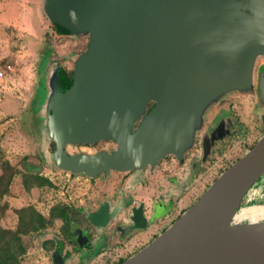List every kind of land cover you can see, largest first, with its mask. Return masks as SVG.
I'll return each mask as SVG.
<instances>
[{"label":"water","instance_id":"95a60500","mask_svg":"<svg viewBox=\"0 0 264 264\" xmlns=\"http://www.w3.org/2000/svg\"><path fill=\"white\" fill-rule=\"evenodd\" d=\"M38 2L56 37H88L69 83L55 56L37 67L32 127L44 161L59 171L89 179L132 173L125 185L132 189L159 161H182L206 113L227 96L254 91L264 104V0ZM219 117L203 139V158L229 135L230 125ZM99 142L115 148L66 151ZM121 206L104 202L86 218L105 228ZM252 207H264V133L173 223L120 264H264V216L237 217ZM129 218L132 229L146 227L142 204ZM76 233L82 246L85 236ZM57 244L52 262L64 264Z\"/></svg>","mask_w":264,"mask_h":264},{"label":"rangeland","instance_id":"374dc122","mask_svg":"<svg viewBox=\"0 0 264 264\" xmlns=\"http://www.w3.org/2000/svg\"><path fill=\"white\" fill-rule=\"evenodd\" d=\"M38 3V0H0V67L10 64L13 69L0 79V150L2 158L19 172L12 180L9 195L1 201L7 208L0 217V227L15 231L20 220L18 211L24 209L27 210L25 215H30V210H33L45 220H50L44 228L20 235L19 264H53L51 255L55 243L59 241L64 243V251H70L68 238L72 229L86 224V215L117 189V182L123 175L113 174L108 178L88 180L84 176L59 171L43 159L40 138L32 127L35 123L32 107L39 87L37 67L41 61L43 65L47 57L55 56L65 71H71L76 57L87 47L88 37H56L40 16ZM46 49L50 54L43 57ZM260 64L259 60L255 65V78ZM256 103L254 91L249 94H231L206 113L207 124L200 133L207 131L213 118L225 112L236 122L232 136L220 147L218 157L223 155L226 158L224 162L232 163L240 158L244 154V147L252 146L264 133V124L260 119V116H264V110L257 109ZM114 148L111 143L100 142L91 146H69L66 151L69 154H93ZM49 149L54 150L52 143ZM26 166H30L32 171L40 168L39 176L46 178L50 184H30L26 187L23 183ZM172 172L168 164L162 163L157 169V176L150 182H160L162 176ZM164 188L160 187L157 191ZM53 208L65 210L66 218H50ZM258 212L261 209L256 211L252 207L243 210L237 217L243 218ZM76 259L77 256L71 253L66 263L77 264ZM104 260L95 257L87 264H102Z\"/></svg>","mask_w":264,"mask_h":264},{"label":"flooded vegetation","instance_id":"af4514ba","mask_svg":"<svg viewBox=\"0 0 264 264\" xmlns=\"http://www.w3.org/2000/svg\"><path fill=\"white\" fill-rule=\"evenodd\" d=\"M67 72L71 73L73 69L71 71L67 70ZM263 106L264 104L257 97L255 107L264 110ZM222 116L227 122L226 124L230 125L229 135L214 143L205 158H203V139L216 128L220 118L219 115L213 118V122L208 126L207 131L198 133L199 138L184 153L182 161H178L173 156H168L165 160L159 161L151 174H148L146 170L144 171V182L138 183L132 189L125 187L132 173L121 175L117 182V189L108 194V198L100 202L96 209L92 211L95 212L104 202H109L112 208L122 205L108 226L105 228L94 227L86 218V224L84 226H75L70 232L71 236L68 238V242L71 245V250L64 251V243L59 241L55 243V248L52 253L58 249L57 243H60L61 249L59 251L64 259V264H67L66 259L71 253L77 256V264H87L95 257L105 259L102 264H120L156 238L188 209L222 172L239 159L230 163L224 162L226 158L223 155L218 157L222 143L232 136L236 127L235 120L228 112L223 113ZM260 119L264 124V116H260ZM205 123L207 124V122ZM105 143H111L115 146L112 142ZM255 143L250 147H244V153L251 149ZM106 152L110 153L111 150ZM162 163L168 164L171 172H173L170 175L162 176L160 182L153 180V184L150 182L151 178L157 176V169ZM113 174L119 175V173L111 172L106 177H111ZM106 177L101 174L93 179L84 178L95 180ZM160 187L165 188L158 192L157 190ZM138 191L145 192V194L149 195L147 201L135 199V197L139 196ZM141 204L143 205V216L147 219L146 227L144 229H132L135 225L129 218L131 209L137 208ZM161 212H163L162 216H160ZM168 221L169 223L165 225ZM77 230L85 236L82 246L78 242Z\"/></svg>","mask_w":264,"mask_h":264},{"label":"trees","instance_id":"16d2710c","mask_svg":"<svg viewBox=\"0 0 264 264\" xmlns=\"http://www.w3.org/2000/svg\"><path fill=\"white\" fill-rule=\"evenodd\" d=\"M49 54L50 53L46 49L43 57ZM65 75L64 83H69L71 81L72 72L69 73L66 71ZM39 173L40 168L38 171H32L30 166H26L23 173L24 185L26 187L30 184H35L36 186L49 185V181L39 176ZM18 174L19 172L16 167L2 158V152L0 150V217L7 208L6 204H2L1 201L4 197L9 195L12 180ZM259 209H262V207H255L256 211ZM30 211V215H25L27 212L25 209L18 211L20 220L15 231H8L0 227V264H19L18 254L21 253V245L19 244L20 235L44 228L47 222H50V220H45L44 217L35 213L33 210ZM50 218L64 219L66 218V212L63 209L53 208L50 211ZM59 249H61V244Z\"/></svg>","mask_w":264,"mask_h":264},{"label":"built area","instance_id":"2783aa9c","mask_svg":"<svg viewBox=\"0 0 264 264\" xmlns=\"http://www.w3.org/2000/svg\"><path fill=\"white\" fill-rule=\"evenodd\" d=\"M12 66L10 64H4L0 67V79H3L6 74L12 72Z\"/></svg>","mask_w":264,"mask_h":264},{"label":"bare ground","instance_id":"6f19581e","mask_svg":"<svg viewBox=\"0 0 264 264\" xmlns=\"http://www.w3.org/2000/svg\"><path fill=\"white\" fill-rule=\"evenodd\" d=\"M264 216V207H262L261 212L258 213H252V214H248L246 217L243 218H251V219H259L261 217Z\"/></svg>","mask_w":264,"mask_h":264},{"label":"crops","instance_id":"0c3cea01","mask_svg":"<svg viewBox=\"0 0 264 264\" xmlns=\"http://www.w3.org/2000/svg\"><path fill=\"white\" fill-rule=\"evenodd\" d=\"M151 179H154V177H152ZM138 195L137 197H135V199H143L145 201H147V197H149V195L145 194V192L142 191H138Z\"/></svg>","mask_w":264,"mask_h":264}]
</instances>
